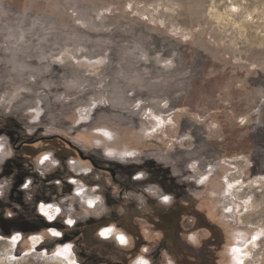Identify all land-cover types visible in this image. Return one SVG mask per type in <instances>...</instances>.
I'll use <instances>...</instances> for the list:
<instances>
[{"label":"rangeland","instance_id":"rangeland-1","mask_svg":"<svg viewBox=\"0 0 264 264\" xmlns=\"http://www.w3.org/2000/svg\"><path fill=\"white\" fill-rule=\"evenodd\" d=\"M0 156V264H112L53 235L105 228L156 264H264V0H0Z\"/></svg>","mask_w":264,"mask_h":264},{"label":"crops","instance_id":"crops-1","mask_svg":"<svg viewBox=\"0 0 264 264\" xmlns=\"http://www.w3.org/2000/svg\"><path fill=\"white\" fill-rule=\"evenodd\" d=\"M13 183V181L11 182ZM11 183L9 184L11 186ZM20 184H17V188L12 190L11 192H6L9 193V195L16 196L21 193V190L19 188ZM25 195V194H24ZM30 196V194H29ZM26 197V196H25ZM32 202L31 205L33 207V210L35 212V216L38 214V203H36L34 198H31ZM78 199V198H77ZM79 201V200H78ZM80 202V201H79ZM76 212L78 210L75 209ZM63 214V212H62ZM63 219L62 217L60 218L61 220L59 222H66L67 218L66 217V212L64 211L63 214ZM91 220L90 222H100L98 220H92L94 218L93 216H90ZM77 219V218H76ZM74 219V224H76L78 221ZM1 222V221H0ZM41 222H46V221H41ZM87 222V221H85ZM103 222V221H101ZM108 222V221H104ZM65 228V227H64ZM78 230V229H77ZM72 234L73 237L71 239L66 238L67 233H62L61 237L62 240L59 241V244H66L72 249L74 247V252L76 253V258L78 259H84L89 252H94L95 254H98L100 257L105 256V259H109L112 264H122L120 261H117L118 259L114 258V256H111L112 253L118 252L119 250L120 253L123 256V260L126 264H137L140 259H147L149 261V264H156L148 259V257L144 254V250L146 249L145 247L142 246L143 240L142 237L140 236H128L126 235L125 238V243L120 244L118 240H114L112 237L109 238H100V237H93L92 240H89L90 243H92L90 246L86 245L87 240H82L81 234H79V230ZM63 232H66V229H63ZM186 235H173L171 241V247H173V244L175 243H186V244H192V241L189 240L188 237H185ZM58 240H56L57 242ZM118 241V242H117ZM53 242V240H52ZM71 244V245H70ZM73 244H76V246ZM65 245V246H66ZM65 248V247H64ZM157 249V246L155 247ZM162 249V245L158 246V250ZM169 262L170 264H198V260L192 255V253L189 251V246H181V245H174V248H172V255L169 257Z\"/></svg>","mask_w":264,"mask_h":264},{"label":"clouds","instance_id":"clouds-1","mask_svg":"<svg viewBox=\"0 0 264 264\" xmlns=\"http://www.w3.org/2000/svg\"><path fill=\"white\" fill-rule=\"evenodd\" d=\"M96 131L99 132V133H101L103 135V137H105L106 139H108V140H111L112 139V133H110L109 131L102 130V129H97ZM101 143L102 142L100 140H96L95 141V144H96L97 147H100L101 146ZM11 155H12V152H7V153L4 154V156H7V157H9ZM104 155L106 157H112L114 155V152L112 150H110V149H105ZM123 155L130 156V155H132V153L126 152V153H123ZM4 156H0V163H3ZM52 157H53V152L52 151H49L45 155L42 156V158L40 159V163L43 164L45 161H49L50 164L53 167L57 166L59 164V161L57 159L52 158ZM134 178L135 179H139V178H141V176L138 175V176H136ZM56 183L59 184L60 182L59 181H56ZM30 184H31V180H26L21 187L23 189H27V188H29V185ZM3 187H4L3 185H0V195H3V191H2ZM165 198H167V199H165ZM99 199H100V197L97 196L96 197V200H99ZM162 199H163V201L168 202V201L172 200L173 197L171 195H169V194H165L162 197ZM87 203L89 205H92L93 204V201L92 200H89V201H87ZM49 210H51V212H49ZM39 211L44 214V216L47 218V220L49 222H51L53 220V218L56 216V214L60 211V209L58 207H54L52 204L49 203L46 206L43 205V204H41L40 205V208H39ZM8 215L11 216V213H9ZM66 223H67V225L71 226V225L74 224V221L72 219H68L66 221ZM110 231H111L110 229L105 228L103 231H100L99 235L101 237H106L109 234ZM60 235H61V233H60ZM120 237H124V236H118L117 237V239L119 240V242L121 244L125 243V238H124V240L122 242L121 239H120ZM193 239L194 238L192 236H189V240H193ZM68 249H69V246L66 245L65 248H64V250H63L64 253H67L68 252ZM145 251H147V249H145ZM68 264H76V262H75V260H69L68 261ZM138 264H149V261L147 259H140L139 262H138Z\"/></svg>","mask_w":264,"mask_h":264},{"label":"flooded vegetation","instance_id":"flooded-vegetation-1","mask_svg":"<svg viewBox=\"0 0 264 264\" xmlns=\"http://www.w3.org/2000/svg\"><path fill=\"white\" fill-rule=\"evenodd\" d=\"M11 139L14 140V137H11ZM68 144L70 145V143H68ZM15 148H17V147H15ZM79 154H80L82 159L88 161L93 167L100 169V171L107 170L111 175L114 173L112 168H110L108 166H102V165L97 164L96 160L94 158H92L91 156L82 155L80 152H79Z\"/></svg>","mask_w":264,"mask_h":264},{"label":"snow or ice","instance_id":"snow-or-ice-1","mask_svg":"<svg viewBox=\"0 0 264 264\" xmlns=\"http://www.w3.org/2000/svg\"><path fill=\"white\" fill-rule=\"evenodd\" d=\"M165 199H167V198H165ZM53 235H54V236H59L60 233H59V232H54ZM120 239H121V241L123 242L124 237H120Z\"/></svg>","mask_w":264,"mask_h":264}]
</instances>
